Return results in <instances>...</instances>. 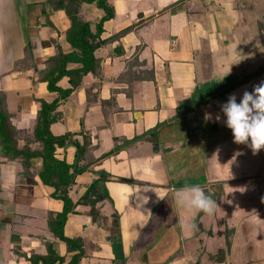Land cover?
I'll return each mask as SVG.
<instances>
[{
	"label": "crops",
	"instance_id": "1",
	"mask_svg": "<svg viewBox=\"0 0 264 264\" xmlns=\"http://www.w3.org/2000/svg\"><path fill=\"white\" fill-rule=\"evenodd\" d=\"M250 1L110 0L115 16L105 22L102 38L116 37L96 52L103 60V77L88 75L61 102L60 118L51 125L55 135L72 132L82 140L86 132L95 146L96 161L70 189L74 202L85 195L87 199L68 215L65 225L68 237L83 239L86 254L79 264H193L195 260L227 264V254L220 247L216 261H200L215 234L206 228L209 215L200 217L177 205L173 194L185 185L199 184L195 180L209 179L208 156L234 141L232 132L227 140L223 133L227 126L221 99L235 94L239 102L242 88L253 85L255 78L214 95L204 87L213 75L218 79V69L203 75L210 58L217 61L215 67L224 64L225 56L237 65L243 46L254 44L259 18L246 27L242 21L243 2ZM40 2L25 7L28 33L20 43L10 36L9 26L1 25L0 17L5 63L0 62V91L7 95L8 110L22 137L34 132L40 100L58 96L46 82L37 80L32 65L16 66L26 56V44L31 43V61L40 67L56 52V43L64 52L73 49L66 40L70 25L66 13ZM103 14L95 4L87 5L85 16L94 23ZM60 84L68 87V79ZM200 86L206 93L191 103ZM204 99L210 100L184 113ZM75 152L74 146L59 147L57 156L72 163ZM238 164L236 159L234 164L224 163L225 181L248 179ZM210 181L213 186L219 182ZM207 184L199 185L205 190ZM53 192L39 176H29L21 159L0 154V264H31L32 254L48 253L49 242L66 257L62 264H70L76 251H68L66 242L49 226L50 215L64 209V202L52 197ZM258 203L251 213L250 230L239 225L230 264H264V193ZM192 223L197 224L194 230L188 227Z\"/></svg>",
	"mask_w": 264,
	"mask_h": 264
},
{
	"label": "trees",
	"instance_id": "2",
	"mask_svg": "<svg viewBox=\"0 0 264 264\" xmlns=\"http://www.w3.org/2000/svg\"><path fill=\"white\" fill-rule=\"evenodd\" d=\"M46 2L55 11L62 10L66 13L70 21L65 32L66 40L73 49L71 52H64L60 44L56 43V52L44 61L43 67H39L36 62L31 61V43L26 44V56L18 61L16 66L21 68L32 65L37 73V80L46 82L48 90L58 93V96L52 101L40 100L41 107L37 113L34 132L22 137L8 110L7 95L0 91V154L9 159H21L23 168L29 176H39L45 185L54 188L52 197L61 199L64 202V209L62 212L50 215L49 226L56 236L66 242L68 251H76L70 259V264H79L86 254L83 239L68 237L65 234V225L68 215L75 212L76 206L87 199L85 195L74 202L70 196V189L75 184L77 176L87 171L96 161L92 152L95 146L92 145L86 132L82 140L72 132L55 135L51 131V125L60 118L58 107L61 102L81 87L88 75L103 77V60L96 52L116 37L102 38L104 24L115 16V7L110 0H46ZM88 4H95L97 8L103 10L104 14L98 22L94 23L86 18L85 11ZM43 13L48 15L45 8H43ZM263 72L264 66L252 75H246L240 80L233 79L227 88L221 90L220 94H225L230 89L247 83ZM64 78L68 79V87L60 84ZM209 100L204 99L194 104L184 113L196 109ZM22 139L24 143L20 144ZM69 146L76 148L75 160L72 163L66 158L62 159L57 156L59 147ZM48 247L49 251L45 255L32 254L29 257L31 264H62L65 261L66 257L59 255L52 243L49 242Z\"/></svg>",
	"mask_w": 264,
	"mask_h": 264
},
{
	"label": "rangeland",
	"instance_id": "3",
	"mask_svg": "<svg viewBox=\"0 0 264 264\" xmlns=\"http://www.w3.org/2000/svg\"><path fill=\"white\" fill-rule=\"evenodd\" d=\"M32 1L34 0H0V17H2V20L4 22V24L1 25H3V27L9 26V30H11L12 32L10 36H13L14 39H18V43H20V39L23 40L24 36L26 35L25 33H28L27 24H24L26 23L25 7L27 4L29 6V3H32ZM45 1L46 0H43L44 3H40L45 5ZM243 5L244 17L242 21L245 27L253 19H256V17L259 18L258 22H256V28L253 26L256 29V34L253 35L254 44L252 43L253 45L251 46H243L242 50L239 52L240 57L236 59L237 65H233L234 61H229V58L225 56L227 59H224V64L221 61V63H219L216 68L213 63H216L217 61L213 58H210V67L206 69V74L203 76H207V73H209V71L213 72L215 69H218L220 78L217 77L218 79L216 80V75H213V78H211L210 80L211 82L205 85L204 88L206 92L212 93L214 95H217L216 93L220 92L223 88H227L231 84L233 79L237 78L238 80H240L242 79L240 76L244 77L246 75H252L256 73L258 69L264 66V0H252L250 1V3L243 2ZM85 14H87V9ZM15 22L16 24H13ZM257 27L259 28V34L257 33ZM242 28H244V26ZM18 46L19 44H17L15 48L17 49ZM2 53H4V51L2 50V48H0V62L4 65V61L1 60V58H3ZM234 70H236L237 73H240V76L239 74L234 73ZM254 78L255 82L253 83V85L248 84L242 88L243 93L245 90H247L248 92H252V87L254 85H257L260 82L264 81V72ZM206 92H202L200 86V89L197 90L194 99L190 100V102L192 103L194 100H199V96L201 94L204 95ZM221 100L222 104L227 102V100L225 99ZM231 132L232 130L228 127H225V129L223 130V133H225L226 136V140L229 139L228 137ZM208 157H211V167H209V170L211 169L212 173L210 175V178H206L207 180L204 181L202 178L195 180V182L199 184L208 181V188L205 189V191L206 193L212 194L217 202L214 214L209 215L206 220V228L209 231L213 230L215 234L211 236L212 240L210 242L211 244H209V250H206L201 254V256H204H202L203 258L202 260H200L202 261V263L216 261V259H218V256L221 254L219 247L225 250L229 260L232 258L231 248L235 246V240L240 232L241 228L239 225L242 226L243 224L242 230H245V226L248 225L250 230V220H252L251 213L254 212L255 208H259L258 202L261 199V195H263L264 193V149H261L257 154L254 155L252 150L246 144H240L239 147L238 144H236L234 141H231L226 144V148L222 149L221 151L215 152L213 156ZM235 159L237 163L239 160L240 164L238 165H242V171L246 176H248V179L245 180L244 178L241 181H238V183L237 181L231 183L224 180L225 173L222 167L231 163L234 164ZM217 162H221V164L223 165L217 167L215 166V163ZM224 163L226 165H224ZM210 180H219L220 183L215 182L213 186V184H210ZM222 187H224L225 189L222 190ZM256 198L259 201L256 202ZM225 199H228L229 202L225 203ZM198 215H200L201 217L204 215V213H200ZM241 218L243 219L242 221L240 220ZM229 260H227V264H230L232 262ZM194 263L197 264L198 260H195L193 264Z\"/></svg>",
	"mask_w": 264,
	"mask_h": 264
},
{
	"label": "clouds",
	"instance_id": "4",
	"mask_svg": "<svg viewBox=\"0 0 264 264\" xmlns=\"http://www.w3.org/2000/svg\"><path fill=\"white\" fill-rule=\"evenodd\" d=\"M221 111L226 117V126L232 130L235 143L246 144L254 155L264 149V81L254 85L252 92L245 90L239 102L235 94L230 95L227 102L221 105ZM173 200L189 211L207 215L214 214L217 203L213 195L206 193L199 184L185 185L176 190ZM184 226L181 224V227ZM188 227L194 230L197 225L192 223Z\"/></svg>",
	"mask_w": 264,
	"mask_h": 264
}]
</instances>
